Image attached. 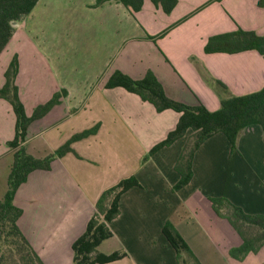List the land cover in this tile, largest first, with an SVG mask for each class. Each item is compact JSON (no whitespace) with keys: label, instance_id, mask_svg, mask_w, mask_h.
Returning a JSON list of instances; mask_svg holds the SVG:
<instances>
[{"label":"crops","instance_id":"obj_1","mask_svg":"<svg viewBox=\"0 0 264 264\" xmlns=\"http://www.w3.org/2000/svg\"><path fill=\"white\" fill-rule=\"evenodd\" d=\"M239 28L264 34V0H178L169 12L153 0L136 11L121 0H38L16 21L0 52V86L17 55L16 83L28 114L56 91H67L30 123L27 150L44 156L98 125L74 139L72 150L50 168L32 170L16 191L15 202L23 209L19 225L46 264H72L73 242L85 231L97 199L131 175L138 183L121 195L120 212L109 223L113 234L97 246L126 254L84 264H180L164 231L167 221L197 256L182 252L194 264H264V244L242 259L230 254L243 237L210 199L225 196L246 212L264 213L263 125H246L235 148L224 131L207 137L195 151L192 178L176 189L181 173L175 165L194 130L150 154L181 112L158 110L139 93L107 84L115 70L134 78L151 70L170 97L216 110L223 97L264 86V53L257 48L205 49L211 35ZM1 115L10 125L0 138V153H6L0 196L13 159L8 140L16 128L13 105L4 97Z\"/></svg>","mask_w":264,"mask_h":264},{"label":"trees","instance_id":"obj_2","mask_svg":"<svg viewBox=\"0 0 264 264\" xmlns=\"http://www.w3.org/2000/svg\"><path fill=\"white\" fill-rule=\"evenodd\" d=\"M37 1L0 0V52L14 34L16 21L29 13ZM101 1L103 0H98V2ZM121 1L131 11L139 10L144 2V0ZM153 1L169 12L178 0ZM167 30L168 28L159 35L166 33ZM248 48H257L264 53V34L239 28L213 34L205 44L206 51L232 52ZM18 69L19 60L15 55L5 70V83L0 86V97L8 99L12 103L16 114L15 134L8 140V144L14 149L13 159L7 177V188L0 196V249H2L0 264H46L19 225L18 220L23 209L15 202L16 191L27 180L32 170L50 168L56 157L72 150L74 139L95 132L98 125L74 134L61 146L44 156H36L29 152L24 141L30 123L47 113L54 104L60 102V97L67 91L66 89L56 91L50 99L38 104L33 112L28 114L16 83ZM107 84L110 86L123 85L129 90L139 93L142 98L152 101L158 110L171 107L181 112L176 127L150 149V154L164 145L171 144L176 138L183 136L189 128L194 130L186 140L175 165L181 173V177L175 185L176 189L187 184L192 178V160L195 151L207 137L217 131H224L232 147L235 148L238 135L246 125L258 122L264 127V86L252 92L223 97L221 106L216 110H210L203 103L189 104L170 97L151 70L142 78H134L121 70H115ZM137 183L136 177L131 175L103 190L96 201L95 211L89 218L85 231L73 242L72 264L107 262L126 254L123 250L105 253L98 250L97 246L104 238L113 234L109 223L120 212L121 195ZM210 199L215 210L220 215L227 217L243 237V242L240 245L230 248V254L242 259L250 251H258L264 244V213L246 212L240 205L225 196L211 195ZM164 231L177 249L180 264H194L192 260L185 258L182 252L188 251L195 260H197V256L182 235L172 227L170 221L166 222ZM5 246L8 247L5 248Z\"/></svg>","mask_w":264,"mask_h":264},{"label":"rangeland","instance_id":"obj_3","mask_svg":"<svg viewBox=\"0 0 264 264\" xmlns=\"http://www.w3.org/2000/svg\"><path fill=\"white\" fill-rule=\"evenodd\" d=\"M10 125V120L7 116L5 115H1L0 116V138L1 137H5L6 135V132H7V128L9 127ZM4 156H6V153L3 152V153H0V161L4 159ZM2 186V183L0 181V187ZM8 247V246H5V248ZM10 249V248H9ZM1 253H2V249H0V257H1ZM7 256V255H5Z\"/></svg>","mask_w":264,"mask_h":264}]
</instances>
